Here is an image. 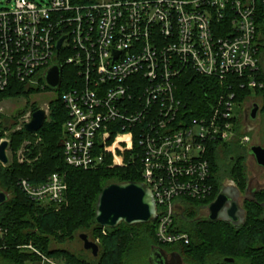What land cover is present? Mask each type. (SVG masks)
Masks as SVG:
<instances>
[{
	"label": "built area",
	"instance_id": "built-area-1",
	"mask_svg": "<svg viewBox=\"0 0 264 264\" xmlns=\"http://www.w3.org/2000/svg\"><path fill=\"white\" fill-rule=\"evenodd\" d=\"M264 0H15L0 9V90L13 83L41 91L50 67L72 66L62 85L69 112L64 160L80 170L139 158L143 182L156 201L161 244H189L175 229L190 200L212 195L208 152L215 142L251 145L232 90L191 117L177 92L188 75L241 88L263 87L257 17ZM65 37L62 46L58 41ZM67 81V82H66ZM0 112H4L0 106ZM31 117V116H30ZM10 140L0 138V142ZM24 161V154L19 156ZM39 203L61 205L67 183L55 172L38 184L22 179ZM40 264H61L32 245Z\"/></svg>",
	"mask_w": 264,
	"mask_h": 264
},
{
	"label": "trees",
	"instance_id": "trees-1",
	"mask_svg": "<svg viewBox=\"0 0 264 264\" xmlns=\"http://www.w3.org/2000/svg\"><path fill=\"white\" fill-rule=\"evenodd\" d=\"M74 1L89 4L97 0ZM258 11L257 41L260 53L264 49L263 2ZM68 73L73 78L75 69L72 66L63 67L64 82ZM258 79L264 83L263 68L259 69ZM239 82L234 79L230 85L215 78L188 75L180 82L177 94L191 117L206 113L210 104L229 90L236 93L242 104L250 97H260L264 116V86L241 88ZM64 89L62 85L57 97L50 101L49 117L37 133L26 131L25 123L23 127H15L19 117L27 109L32 114L40 108L38 104L33 103L30 108L19 111L10 119L0 112V138L5 131H9V148L13 154L7 164L0 162V191L12 194L0 204V260L6 264H40L39 255L24 247L32 245L63 264H129L137 252L150 253L154 246L161 245L179 254L185 264H264V188L257 189L253 197L248 196L243 200L246 219L240 226L222 220L212 221L208 215H200L201 209L208 207L222 187L223 163L218 152L220 146L226 144L222 142H215L208 152L211 183L214 186L212 195L202 201L188 199L191 204L187 203L175 216V229L189 235V244L159 243L156 221L133 225L122 222L114 228L100 226L95 220L96 200L100 192L113 182L143 181L141 160L132 159L131 152H128L123 166H111L110 157L94 170L68 166L64 160V123L69 112L62 100ZM35 91L41 90L15 82L0 90V101L13 96L30 95ZM10 120H14V123L8 126ZM233 143L237 147L241 146L237 141ZM21 149L24 161L17 158ZM228 152L227 173L240 191L245 193L248 184V151L244 148L240 153L229 148ZM55 172L64 174L67 183L65 200L61 205L39 203L22 188L21 181L24 178L38 184ZM86 231H90L91 237L98 240L100 251L97 257L86 254L88 250L84 248L74 253L59 247ZM226 258H232L233 262Z\"/></svg>",
	"mask_w": 264,
	"mask_h": 264
},
{
	"label": "water",
	"instance_id": "water-1",
	"mask_svg": "<svg viewBox=\"0 0 264 264\" xmlns=\"http://www.w3.org/2000/svg\"><path fill=\"white\" fill-rule=\"evenodd\" d=\"M10 0H7L9 2ZM65 37H62L57 44V48L62 46ZM63 69L59 64L50 67L46 73L45 80L49 88L59 89L62 84ZM255 110L258 104H255ZM48 112L44 108H39L31 114V118L24 124V129L28 132L37 133L45 124ZM9 141L0 142V162L7 164L9 156L7 148ZM249 153L254 157L260 166H264V147L253 144ZM249 190V194L254 196V191ZM240 189L233 183L223 187L216 198L208 205V218L212 221L222 220L230 222L235 226L245 223L246 210L243 207L240 196ZM8 199L4 191H0V204ZM96 205V222L102 227L114 228L124 222L128 225L137 223H148L156 220V201L151 189L143 181L113 182L106 185L98 196ZM83 242V248L91 251L94 257L99 255L100 247L97 241L91 239L86 232L79 234ZM160 252L153 249L151 253L152 264H161ZM178 264H185L179 254H175ZM233 262L232 258H226ZM164 262V261H163ZM169 263V262H168ZM170 264V263H169Z\"/></svg>",
	"mask_w": 264,
	"mask_h": 264
},
{
	"label": "rangeland",
	"instance_id": "rangeland-1",
	"mask_svg": "<svg viewBox=\"0 0 264 264\" xmlns=\"http://www.w3.org/2000/svg\"><path fill=\"white\" fill-rule=\"evenodd\" d=\"M13 3L15 0H12ZM36 1H40V0H36ZM12 7V3H8L7 0H0V9L1 8H10ZM258 43V41H257ZM259 61H260V68L264 69V49L260 51L259 53ZM59 93L58 89H53V88H47V90L44 91H39V92H32L30 93V95H19V96H13V97H9L6 98L2 101H0V106L3 107L4 112H2L6 118L10 119V117L12 118L14 115H16L19 111H22L24 109L30 108V106L33 105V103L38 104L40 108H44L47 110L48 112V116L47 119L49 117L50 114V108H49V103L52 99H54L55 97H57ZM248 100V99H247ZM246 100V101H247ZM257 101L260 104L261 103V99L260 97H255L254 98H250L249 101ZM31 116V111L30 109H27V111L21 115L18 119V124L15 128H20L23 127V124L28 122L30 120ZM14 123V120H10L9 121V125ZM14 128V129H15ZM9 131H5L3 137L9 138L8 137ZM250 136H251V145L253 144H259L262 145L264 147V116L261 119L259 128H256L254 130H252L251 132H249ZM10 140V138H9ZM232 142H227L226 144H222L220 146V148L218 149L219 151V156L222 159V169H221V174H222V185H229V184H233L232 179H230L228 173H227V167L229 166L228 164V154L229 153L228 150L229 148L238 151L237 145H235ZM251 145H247L246 150L248 151L247 157H246V167H247V174H248V179L250 181H252L250 190L253 191L255 189H261L264 188V166H260L256 160L254 159V157L251 155V153H249L250 147ZM243 146V145H242ZM23 153V149L18 151V155L17 158L19 161L20 158V154ZM241 153V151H240ZM8 156H9V161L12 159L13 154L11 149H8ZM30 160H26V162H29ZM11 193H8V197H11ZM249 196H251V194H249ZM186 203H188V205H190L191 201H189L187 198L183 199ZM244 200V199H243ZM241 200V203H243ZM200 215L205 216L208 215V207L207 208H203L200 211ZM87 233L90 234L91 237V233L90 231H86ZM91 239H93L91 237ZM94 241H97V239H93ZM62 246L64 248L69 249L70 251L74 252V253H78L81 250H83V242L82 240L79 238V236L74 239L73 241L67 242L63 245H59V247ZM151 253H147V252H137L133 258L130 260L129 264H152L151 262ZM86 254H88L89 256L92 257L90 252H86ZM0 264H6L5 262H3L2 260H0ZM63 264V263H61Z\"/></svg>",
	"mask_w": 264,
	"mask_h": 264
},
{
	"label": "flooded vegetation",
	"instance_id": "flooded-vegetation-1",
	"mask_svg": "<svg viewBox=\"0 0 264 264\" xmlns=\"http://www.w3.org/2000/svg\"><path fill=\"white\" fill-rule=\"evenodd\" d=\"M250 98H254V96L250 97ZM249 99L247 101H245L241 107V124L243 126V129L246 132H251L252 130H254L256 128H259L261 119L263 117V111L261 108V104L257 101H254V100L249 101ZM255 104H258V106H259L258 108H256V110H255V107H256ZM246 147L247 146L241 145L238 148L239 152L240 151L242 152L244 150V148H246ZM251 184H252V181H250L248 179L246 192L245 193L241 192V195H240L241 197L239 198L240 201L249 196V190H250ZM225 186H228V185H222L221 189ZM242 205H243V203H242ZM153 249H157L161 253L159 256L160 261L162 262L161 264H169V263L170 264H178V259H177V257H175L176 256L175 254H177L176 252L170 251V250L168 251L167 249L163 248L161 245H156L153 247ZM180 258H181V256H180Z\"/></svg>",
	"mask_w": 264,
	"mask_h": 264
}]
</instances>
